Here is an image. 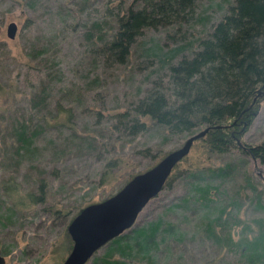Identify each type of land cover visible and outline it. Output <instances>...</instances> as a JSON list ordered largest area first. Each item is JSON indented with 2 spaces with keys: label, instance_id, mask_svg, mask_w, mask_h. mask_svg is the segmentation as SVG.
I'll return each instance as SVG.
<instances>
[{
  "label": "rangeland",
  "instance_id": "rangeland-1",
  "mask_svg": "<svg viewBox=\"0 0 264 264\" xmlns=\"http://www.w3.org/2000/svg\"><path fill=\"white\" fill-rule=\"evenodd\" d=\"M114 1L0 0V217L10 214L0 220L4 264H62L72 248L67 228L77 208L111 197L130 176L201 130L170 133L142 118L145 129L135 133L118 117H132L128 111L138 98L156 82L166 84L167 62L161 57L203 35L219 18L221 0H198L194 18L181 27L144 29L122 64L107 62L96 51L99 37L115 28L109 9ZM10 23L16 26L12 38ZM19 125L32 137L24 153H16ZM202 137L165 180L177 179L162 185L119 234L130 235L157 218L161 228L169 227L152 262L136 257L129 264H246L240 256L244 248L234 244L252 238L264 219L255 196L264 201V165L237 149L209 150ZM241 142H264V97ZM40 183L43 198L32 203L26 195H37ZM195 183L208 187V207L195 199ZM5 184L15 191L6 195ZM204 214L215 234L229 235L228 241L207 236ZM108 242L84 264H92Z\"/></svg>",
  "mask_w": 264,
  "mask_h": 264
},
{
  "label": "trees",
  "instance_id": "trees-1",
  "mask_svg": "<svg viewBox=\"0 0 264 264\" xmlns=\"http://www.w3.org/2000/svg\"><path fill=\"white\" fill-rule=\"evenodd\" d=\"M197 1L115 0L113 7L109 8L114 9L109 11L114 17L115 28L110 29L107 36L99 37L101 44L97 53L112 64L124 63L132 44L144 29L188 24L194 18ZM220 2L219 18L203 28V35L192 43L176 45L161 57L160 60L167 62L166 84L156 82L133 103L128 111L132 117L122 113L118 118L122 119L125 128L135 133L145 129L142 118L170 133H189L196 127H201V130L207 128L201 140L209 150L223 153L237 149L264 165V142L256 145L241 142L242 133L264 97V0ZM98 24L93 23L92 26L99 28ZM188 48L191 49L189 54L170 62ZM18 127L16 153H24L31 146L32 137L23 125ZM111 165L114 166L113 162L106 164L108 167ZM176 179L174 175L169 181L165 180L163 186H169ZM43 186L40 183L37 195H26L30 202L41 201ZM207 188L197 183L191 186L195 199L206 201V207L210 202L205 196ZM14 191V185H3L6 195ZM255 196L257 205L264 209V201ZM82 208L84 206L77 208L76 214ZM9 216L0 217V220L7 221ZM202 221L208 237L229 240V235L215 234L210 215L204 214ZM161 223L157 218L133 230L130 235L113 237L92 264H129L136 257L152 262L163 236L168 235L169 227L161 228ZM234 246L244 248L240 256L245 258L246 264H264V219H260L252 238L240 239Z\"/></svg>",
  "mask_w": 264,
  "mask_h": 264
},
{
  "label": "water",
  "instance_id": "water-1",
  "mask_svg": "<svg viewBox=\"0 0 264 264\" xmlns=\"http://www.w3.org/2000/svg\"><path fill=\"white\" fill-rule=\"evenodd\" d=\"M15 30L16 26L10 23L7 36L12 38ZM207 130L204 128L189 136L179 148L132 177L111 197L82 208L68 225L72 248L62 264H84L99 247L128 229L147 201L161 189L172 167L187 154L191 143ZM4 262L0 250V264Z\"/></svg>",
  "mask_w": 264,
  "mask_h": 264
}]
</instances>
